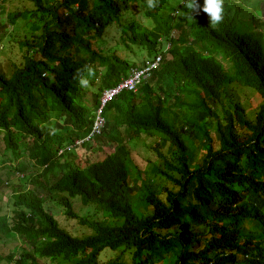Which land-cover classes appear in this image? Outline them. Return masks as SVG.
<instances>
[{"label":"trees","instance_id":"obj_1","mask_svg":"<svg viewBox=\"0 0 264 264\" xmlns=\"http://www.w3.org/2000/svg\"><path fill=\"white\" fill-rule=\"evenodd\" d=\"M29 1L31 10L6 14L14 23L23 17L30 25L26 31L39 33L34 42L27 36L19 43L22 60L13 72L0 73L7 147L17 153L30 136L35 158L32 188L20 191L14 211L16 217L28 215L30 226L13 232L7 220L0 224L26 241L8 262L126 264L122 257L99 261L109 248L130 253L129 264H264V0H224L223 20L215 27L199 11L203 0H195L196 11L190 7L194 0L179 1V8L169 0ZM142 10L146 24L137 20ZM110 25L119 27L128 47L127 38L149 54L164 51L161 38L172 45L150 80L105 108L106 117L118 114L112 121L107 117L97 142L113 150L98 145L96 159L88 153L89 160L77 163L58 151L89 132L101 91L132 66L98 48ZM99 75L97 91L90 90ZM230 86L252 89L263 99L254 119L240 98L224 101ZM53 116L67 118L65 132L47 124ZM209 119L214 126L206 125ZM213 129L217 138L209 133ZM146 134L159 135L154 150L162 165L151 162L163 184L147 179L133 159L130 143ZM165 144L174 159L160 151ZM199 145L204 155L196 164ZM51 193L59 194L51 201L68 218L87 223L94 233L76 236L63 228L45 207ZM78 196L97 204L103 218L76 214L71 200Z\"/></svg>","mask_w":264,"mask_h":264},{"label":"rangeland","instance_id":"obj_2","mask_svg":"<svg viewBox=\"0 0 264 264\" xmlns=\"http://www.w3.org/2000/svg\"><path fill=\"white\" fill-rule=\"evenodd\" d=\"M173 4L177 5L179 8L181 5L178 4L179 1L183 3L184 0H169ZM3 9L5 10V14L0 17V73L4 74H11L16 66V62H20L22 60V51L20 49V42L27 39V36L30 37L31 42L33 41V37L39 33V30L32 33L31 31H26L25 28L29 27V24H26L27 20L22 19L18 20L14 25H10V18L7 16V12L9 11H23V10H31L34 5L29 0H2ZM145 10L140 11L139 15L137 16V20L139 22L148 21V17L145 14ZM178 32H173V38L176 39ZM101 40V39H100ZM130 47L127 46L125 41L122 39L121 30L117 25H110L107 28L106 37L102 38L97 44L101 47V49L106 53L116 52L120 54L122 57L128 59L129 61H133L135 59V63L133 66H138L139 62L148 55L147 51L141 47L140 45L132 44L129 42ZM221 58V57H219ZM225 67L228 68L226 65L228 64L227 60H224ZM99 70H101L99 68ZM236 86H230L227 88V93L223 95V99L225 102H228L230 99H239L237 101L243 102L246 107L247 111H251L250 117L254 119L257 110L259 109V105L263 101V99L257 94L256 91L252 89L243 88L242 91L237 89ZM118 113H107V117L110 121H112V117ZM207 126H214L215 122L209 120L206 122ZM242 135L245 134V130H241ZM215 138H217V132L213 129L209 132ZM143 140H138L131 145V152L133 159L138 167L142 169V172L146 175V178L149 180L154 179L153 181L163 184V180L161 177L156 174L154 171L152 172L153 164L151 161H154L157 165H162V157L154 151L152 148L154 142L158 140L157 136H148L144 135ZM92 145V144H91ZM93 151L95 145H93ZM105 150L112 151L110 145L103 146ZM200 145L195 153L196 156V164L201 161L204 153L200 150ZM214 147L218 148L217 139L214 143ZM161 152L165 155L167 159H174L176 156L175 152H169L168 146L163 145ZM99 152H94V158ZM200 153V154H199ZM93 158V159H94ZM86 158L82 157L79 159V162L82 163L85 161ZM9 167V165H4L3 168ZM132 171V175L135 174V167L134 165L130 168ZM14 191L12 192V188L10 191H6L2 197V205L7 209V204H13L14 200L12 197H15ZM47 206L52 208L51 211L59 220V223L69 230L72 234L76 236H83L93 232L90 226L83 225L78 220H73L67 218L64 215V209L53 203L51 200L47 201ZM82 204L80 198H76L73 201V210L77 212L80 216L88 217L90 219H100L101 212L96 209L95 206L89 207ZM24 239L21 238H14V237H6L5 235H1L0 238V253L3 256L8 255L13 250H20L22 249ZM25 242V241H24ZM122 257V260L125 261L126 264L131 263L132 256L128 252H124L122 249L120 250H113L106 248L104 249L101 254L99 261L102 263H107L109 260H115ZM9 264V263H4Z\"/></svg>","mask_w":264,"mask_h":264},{"label":"clouds","instance_id":"obj_3","mask_svg":"<svg viewBox=\"0 0 264 264\" xmlns=\"http://www.w3.org/2000/svg\"><path fill=\"white\" fill-rule=\"evenodd\" d=\"M223 5L225 6L224 0H203L202 4L199 5V11H201L207 15L208 25L215 27L216 25L221 23V21L223 20ZM149 7H151V2L149 3ZM190 7H191L192 11L197 10V5H196L195 0H194L193 4L190 5ZM15 23L10 21V25H12V24L14 25ZM149 23L153 24V20H151L150 18H149ZM150 27L152 28L153 26L149 25L148 28H150ZM175 31L179 32L178 30H174L173 32H175ZM172 37H173V34H172ZM33 38H35V36ZM161 41L163 43L162 46L164 48L163 52H155V53L149 54L147 49H145L143 47L147 51L148 55H146V57L139 62V65L133 66L135 63V59L133 61H130L132 63V66L130 68L128 75L125 77H122L117 84H115L113 86H108L101 91L100 96H99V104H98V106H96L94 108L95 109V117H94V120H93V123L91 125L89 132L86 135H84L83 137H79V138L75 139L73 142L66 144L63 148H61L58 151L59 155L69 153L71 158L73 156H75L77 163H80L79 159H81L82 157L86 158L85 161L89 160L87 158L88 153H90V155H92L94 158V152L95 151H93V147H94L93 145H95V147L98 145H101L103 149H104L103 146L109 145L106 143L99 144L97 142L98 137L103 135L104 130L107 127L108 121H107L106 115L104 114V110L107 107V105L110 104L114 99H116L122 92L127 91V92L136 93L139 90V88L146 81L150 80V78L153 76L154 72L157 71L161 67L164 55L166 53L168 54L167 50L172 45V42L170 40L161 38ZM32 42H34V40ZM97 42H99V40ZM136 45H138V44H136ZM97 46H98V48H100L101 51H103L99 45H97ZM168 56H170V55H168ZM153 63L154 64L156 63V64L154 66H152ZM229 65L230 64L228 62V64L226 66L229 68ZM100 71L102 73V69ZM141 71H142V77L140 78L139 82L134 84L133 88H135V89H127V88H121L120 87V85L122 83H124L126 80H128L134 74V72H141ZM101 77H102V75H99L96 78V86L95 87L90 86V90H96L97 91V88L100 85ZM220 113H221V111H220ZM66 119L67 118L65 116H61V117L53 116V117H51V119L49 120V122L47 124L50 123L53 127H55V130L64 126V128L58 129L59 132L63 133V132H65V129L67 128L65 126L66 125V123H65ZM209 120L215 122V120H213V119H209ZM5 135H6V130L4 128H2L0 125V224H2L4 221L7 220L8 224H9V229H11L13 232H15L16 227H20V226L25 227V226H30V224H31L27 220V218H29L28 215L20 214L19 216L16 217L14 214V211L16 210V200H17V197H18V194L20 193V191L24 188H29V187L32 188L28 179L32 175V165L34 163L33 160L35 158L32 157V155L29 151V146L31 144L32 137L26 136L27 137L26 140L25 141L22 140L20 142L21 147H25V148L21 149L17 153H15L11 148L7 147V144L5 141ZM146 135L157 136V138L159 140V135H152V134H146ZM144 137L145 136L143 135L141 140H143ZM155 142H154V144H155ZM130 145H132V143H130ZM165 145H167V144H165ZM111 148L113 149L112 146H111ZM130 148H131V146H130ZM152 148L154 149V145ZM161 149H162V147H161ZM161 149H160V151H161ZM4 165H9V167L3 168ZM11 188H12V192L14 191L13 195L15 197H12L14 202H13V204H10V202H9L7 204L8 208L6 209L2 205L1 201H2L3 194L7 190L10 191ZM37 192L43 197L45 190L41 189V190H37ZM53 194H57V193H51L45 202V207L47 210H50V207L47 206V201L52 199ZM57 195H59V194H57ZM76 198L81 199V197H79V196ZM76 198L71 200L72 201V208H73V201ZM81 202H82V199H81ZM82 204L85 206L90 205L89 207L95 206L96 209L101 212V218H103L102 210L98 208L97 204H95V203L85 204L83 202H82ZM73 211L75 212V210H73ZM51 213L54 215V213L52 211H51ZM76 214H78V213L76 212ZM64 215L68 218V216L65 214V210H64ZM81 217L82 218H88V217H84V216H81ZM70 219H73V218H70ZM88 219H90V218H88ZM100 219H90V220H100ZM73 220H78L80 223H82L79 219H73ZM82 224L89 226L87 223H82ZM91 229L93 230L92 227H91ZM67 231H69V230H67ZM92 233H94V230H93V232H91L89 234H92ZM1 235H5L6 237L21 238V236H19V235H15V236L8 235L6 229L0 230V238H1ZM24 241H25V239H24ZM24 241H23L22 249L13 250L6 256H3L0 253V264H4L6 262L9 263L8 257L10 255L18 256L17 252L22 251L26 245L25 244L26 241L25 242Z\"/></svg>","mask_w":264,"mask_h":264},{"label":"built area","instance_id":"obj_4","mask_svg":"<svg viewBox=\"0 0 264 264\" xmlns=\"http://www.w3.org/2000/svg\"><path fill=\"white\" fill-rule=\"evenodd\" d=\"M156 64V63H155ZM154 63L152 66L155 65ZM142 77V71L141 72H134V74L126 80L124 83L120 85L121 88H127V89H135L134 84L139 82L140 78Z\"/></svg>","mask_w":264,"mask_h":264}]
</instances>
